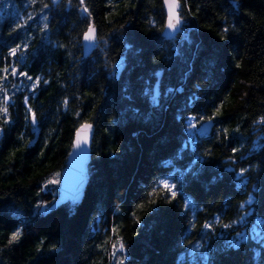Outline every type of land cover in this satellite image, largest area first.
Returning a JSON list of instances; mask_svg holds the SVG:
<instances>
[{
	"label": "trees",
	"instance_id": "trees-1",
	"mask_svg": "<svg viewBox=\"0 0 264 264\" xmlns=\"http://www.w3.org/2000/svg\"><path fill=\"white\" fill-rule=\"evenodd\" d=\"M180 1L165 38L163 0H0V264H264V0ZM84 121L85 195L51 208L46 182ZM161 180L177 185L170 202Z\"/></svg>",
	"mask_w": 264,
	"mask_h": 264
},
{
	"label": "water",
	"instance_id": "water-1",
	"mask_svg": "<svg viewBox=\"0 0 264 264\" xmlns=\"http://www.w3.org/2000/svg\"><path fill=\"white\" fill-rule=\"evenodd\" d=\"M54 1H60V0H54ZM163 5H164V2H163ZM179 5H180L179 11L181 15L182 4L180 0H179ZM164 8L166 12V20H165V24H164L161 34L165 38H173L177 35L178 31L172 32L171 35L169 34L171 30L166 28L167 8L165 5H164ZM183 23H184V20L182 17V24L180 25V28L182 27ZM90 24L93 25L95 28L96 39L93 42V46H89L88 42H85L84 40L82 41L83 51L86 55H91L94 52L96 45H97V41H98V35H99L98 27L96 26L94 20H92ZM162 74H163L162 70H159L157 72V79L153 87L154 93L158 92V97L161 93L160 85H161ZM36 119H37V123L33 124L32 119H31V114H30L29 121L34 131V136L29 143V145L31 146L36 143L42 131V126L39 122L37 115H36ZM85 123L92 125L91 129H88L86 131H78L81 129V125ZM213 127H214V121L210 119V120H207L201 123L199 126V129L201 133L207 134L212 131ZM95 130H96V126L91 121H84L77 126L75 130V134H74L71 152L69 153L67 160L65 162V165L61 172V179H60L61 183L59 186V193H58L56 201L52 204L51 208H56L68 200H71V199L81 200L84 197L87 185L89 183V177H90L89 172H88V166L92 159V145H93V140L95 136ZM3 135H4L3 128L0 126V139L3 137ZM85 137L87 139L86 143L83 142ZM78 138L80 139L82 143V148L80 149L75 147Z\"/></svg>",
	"mask_w": 264,
	"mask_h": 264
},
{
	"label": "snow or ice",
	"instance_id": "snow-or-ice-1",
	"mask_svg": "<svg viewBox=\"0 0 264 264\" xmlns=\"http://www.w3.org/2000/svg\"><path fill=\"white\" fill-rule=\"evenodd\" d=\"M81 4H83L84 0H80ZM164 2V5L166 6L167 8V21H166V28L171 30V32L169 33L171 35L172 32H177L180 30V25L182 24V17L180 15V11H179V0H163ZM45 7H47V5H45ZM84 12H87V8L85 7L84 9ZM32 17L29 16V19H31ZM46 19V17H45ZM22 25H17V27H20ZM46 27V25H45ZM223 31L226 33L228 31L227 28H224ZM223 38V37H222ZM96 39V35H95V28L93 25L89 24L88 26V29L87 31H85L83 33V40L85 42H88L89 46H93V42L95 41ZM21 46L18 44L16 46V48H12L10 50V55L11 56H16L17 54V49H19ZM25 47H27V45H25ZM5 72H7V69H5ZM11 74L13 76H22V77H26L28 80H33V78L31 76H29L27 73L25 72H18V70L16 68H13L12 69V72ZM39 80L40 78L37 77L35 79V81H33V89L39 84ZM45 83H47V81H45ZM0 91H3V89H0ZM158 97V92L157 93H154L153 95V100L154 102L156 101ZM8 101H9V97L5 94V96L3 97V106H0V113H2L5 117V122L7 123V113H8ZM25 104L28 103V97H25ZM68 101L66 100L65 101V104L67 105ZM27 112L28 113H31V119H32V123L35 124L37 123V119H36V114L34 112H32L31 108H27ZM27 118V116H26ZM195 119V118H190L189 120V127H195V125L192 123V120ZM200 119H203V117H201ZM209 120L212 119V117H209L208 118ZM92 125L90 124H83L81 125V129L78 130V131H86L88 129H91ZM84 143L87 142V139L86 137L84 138ZM75 147H77L78 149L82 148V143L80 141V139L78 138L77 139V142H76V145ZM235 151V149L233 150ZM59 181L58 180H52L50 181V183H58ZM160 185L162 186V190L166 191L168 193L166 199L170 202L171 199L175 198L178 194V189H177V185L175 183H172L170 184L168 182V180H161L160 181ZM157 191V189H153V192ZM151 195V194H150ZM152 203H155V201H151ZM141 207H143V205H140ZM38 207H46L44 205H38ZM225 228H228L230 227V225L228 224H225L223 225ZM205 228H208V229H211L212 225L210 224H205L204 225ZM20 236V233L19 231L17 232H14L11 236V239L9 240V243H12L13 241L17 240ZM242 239H244V234L242 233H238L237 234V240L234 242V245L235 246L236 244H238ZM113 249L115 250L113 252V256L116 255V252H123L124 251V244L122 242L119 243V247L117 248V245L116 244H113L112 245ZM119 264H123V261H120Z\"/></svg>",
	"mask_w": 264,
	"mask_h": 264
},
{
	"label": "rangeland",
	"instance_id": "rangeland-1",
	"mask_svg": "<svg viewBox=\"0 0 264 264\" xmlns=\"http://www.w3.org/2000/svg\"><path fill=\"white\" fill-rule=\"evenodd\" d=\"M13 68H15V67H13ZM13 68H10V71H12ZM6 74H8V73H6ZM26 79H27V78H26ZM3 81H4V82L9 81V80H8V77H7V76H3ZM6 93H7V92H6ZM6 95L9 97V100H10V96H9V94L7 93ZM61 172H62V171H61ZM58 177H59V176H56V174H52V175L49 177L48 182H46V187H47V188H52V187L55 186L56 184L60 186V183H61V181H60V179H61V174H60V179H58ZM52 180H58L59 182H58V183H50V181H52ZM43 205H47V203L44 202Z\"/></svg>",
	"mask_w": 264,
	"mask_h": 264
},
{
	"label": "flooded vegetation",
	"instance_id": "flooded-vegetation-1",
	"mask_svg": "<svg viewBox=\"0 0 264 264\" xmlns=\"http://www.w3.org/2000/svg\"><path fill=\"white\" fill-rule=\"evenodd\" d=\"M3 138V137H2Z\"/></svg>",
	"mask_w": 264,
	"mask_h": 264
}]
</instances>
